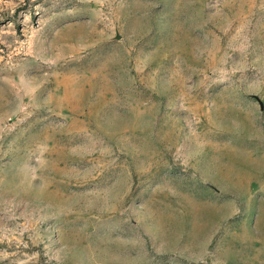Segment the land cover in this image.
Wrapping results in <instances>:
<instances>
[{
    "label": "rangeland",
    "instance_id": "rangeland-1",
    "mask_svg": "<svg viewBox=\"0 0 264 264\" xmlns=\"http://www.w3.org/2000/svg\"><path fill=\"white\" fill-rule=\"evenodd\" d=\"M0 264H264V0H0Z\"/></svg>",
    "mask_w": 264,
    "mask_h": 264
}]
</instances>
